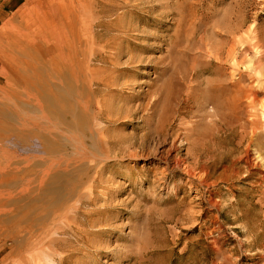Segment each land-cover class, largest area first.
I'll return each instance as SVG.
<instances>
[{
  "label": "bare ground",
  "instance_id": "obj_1",
  "mask_svg": "<svg viewBox=\"0 0 264 264\" xmlns=\"http://www.w3.org/2000/svg\"><path fill=\"white\" fill-rule=\"evenodd\" d=\"M113 4L112 0H0V138L14 137L23 147L32 141L39 146L38 156L14 159L11 174L1 168L6 182H0V235L7 236V232L19 237L12 238L17 246L5 256L29 252L35 264L55 263L57 254L82 257L84 262L92 259L98 250L91 249L100 244L103 233L98 226L109 225L107 212L112 208L97 207L95 202L112 203L120 187L98 182L103 161L160 156L166 170L182 168V186L189 184L197 193L207 186L208 164L216 171L223 169L219 178L226 182L250 178V171L243 174L246 166H237L240 162L257 167L250 158V146L259 137L255 112L260 107L264 117V106L257 104L256 76H247L245 93L231 92L221 79H209L203 96L194 97L192 88H187L184 103L171 102L167 79L148 90V103L132 104V98L120 94L116 86L131 82H122L121 75L130 78L128 66L143 61L122 44L128 40L124 35L139 36L135 33L139 30L124 22L126 12L106 21L111 14L107 6ZM170 40L169 53L174 47ZM244 110L252 120L241 117ZM140 113L142 133L122 134L119 126ZM176 120H180L178 130L185 136V148H176L175 139L167 151L148 144L151 139L167 146L168 131ZM207 127H211L212 147ZM238 137L239 146L231 151L227 145ZM183 150L187 156L177 157L171 167L170 157ZM210 150L215 152L212 163L207 159ZM240 150L244 156L225 166L227 157ZM201 164L204 173L199 171ZM97 186L104 190L96 192ZM172 188L179 190L180 185ZM208 194L205 191L202 198ZM208 202L217 209L221 205L220 200ZM236 205L232 201L223 208L236 211ZM90 206L94 208L87 210ZM255 206L257 216L244 226L249 241L240 246L256 247L257 252L250 250L244 256H255L264 264V197ZM95 216L102 217L91 222ZM243 217H236L235 222ZM219 264L237 261L223 258Z\"/></svg>",
  "mask_w": 264,
  "mask_h": 264
},
{
  "label": "rangeland",
  "instance_id": "obj_2",
  "mask_svg": "<svg viewBox=\"0 0 264 264\" xmlns=\"http://www.w3.org/2000/svg\"><path fill=\"white\" fill-rule=\"evenodd\" d=\"M112 1L113 6H107L110 17L105 20L112 21L126 12L124 22H131L139 30L135 32L139 36L124 35V40H128L122 44L134 49L143 61L128 66L130 78L121 75L122 82L132 79L131 82L116 86L120 94L132 98V104L148 103L151 97L148 90L155 89L167 79L171 102L184 103L187 88H192V96H203L209 79H221L231 92L241 90L245 93L249 84L247 76L254 74L258 84L257 104L264 106V0ZM120 37L122 39V35ZM170 39L174 42L171 53L168 46ZM241 73L244 76L239 78ZM232 75L236 77L230 79ZM231 82L235 85L232 86ZM245 100L243 97L246 103ZM255 113L259 137L250 146V158L255 160L257 167L240 161L237 165L246 166L243 174L250 171L249 179L221 181L219 174L223 169L216 171L213 164H208L207 186L202 193H197L198 189L189 184L182 186L185 179L182 168L166 170L160 156H147L145 160L103 161L98 182H107L105 186L110 188L117 184L120 187L112 203L95 202L97 207H112L107 212L109 225L98 226L103 230L98 238L100 244L91 249L98 251L85 262L82 257L69 258L57 254L54 256L55 263L42 261L41 264H219L223 258H231L232 262L236 260L237 264H259V258L244 256L250 250L257 252L256 247L240 246L241 242L249 241L244 226L257 216L259 210L255 204L264 197L263 109L259 107ZM249 114L248 110H244L241 117L252 120ZM141 115H135L133 121H124L119 126L122 134L140 135L143 131V124L138 121ZM179 122L176 120L168 131L170 138L167 146L157 145L156 140L151 139H148V144L167 151L172 139H175L176 148H185L186 140L182 129L178 130ZM207 138L212 147L211 127H207ZM239 139L229 143L228 149L234 151L239 146ZM31 143V146L23 147L14 137L0 138V182H6L1 178V168L11 174L16 166L14 159L39 155L36 151L38 143ZM245 147L246 144L242 149ZM241 151L228 156L225 166L231 165V159L243 157ZM186 156L184 150L173 153L170 166H174L177 157ZM73 158L78 159L79 156ZM207 159L212 163L215 152H207ZM188 161L193 165V159ZM200 166V173H204L203 165ZM29 170L27 168L25 172ZM175 184L180 185L179 190L172 188ZM102 190V186L96 187V192ZM207 190L208 198H202ZM209 199L220 200V207H212ZM232 201L237 203L236 211L223 208ZM92 208L90 206L87 210ZM240 215L244 217L235 222ZM101 217H92L90 221ZM5 233L8 235H0V264H35L30 260L29 252L21 257L5 256L6 251L17 246L12 238L19 239L16 235Z\"/></svg>",
  "mask_w": 264,
  "mask_h": 264
}]
</instances>
